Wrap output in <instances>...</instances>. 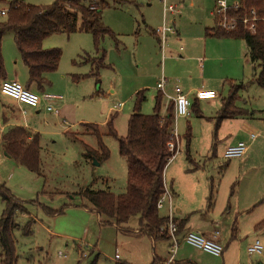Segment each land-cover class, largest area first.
I'll return each mask as SVG.
<instances>
[{
    "label": "rangeland",
    "instance_id": "374dc122",
    "mask_svg": "<svg viewBox=\"0 0 264 264\" xmlns=\"http://www.w3.org/2000/svg\"><path fill=\"white\" fill-rule=\"evenodd\" d=\"M23 1L41 6L53 2ZM120 1L107 0L109 7L102 12V23L113 33V37L105 36L100 42L102 52H96L92 35L81 31L71 34L57 33L43 41V46L57 47L62 55L57 70L46 75L52 88L49 87L51 85L44 87L45 93L61 96V99L51 101V105L59 109V114L42 112L39 115L40 121L37 122L38 131L42 132L39 135L41 175L30 172L5 155L0 139V184H4L22 201L36 200L35 203L26 205L27 212L18 214L15 218L18 227L14 230V236L17 241V253L20 255L17 264H26V260L32 264H115L124 261L130 264H151L154 253L164 255L166 251L164 241L153 244L147 236L132 233V230L138 229V216L130 217L124 226V232H121L113 225H101L99 217L90 210V206L86 211L83 205L85 202L81 201L78 193L85 188L107 189L114 194L123 193L126 188V162L119 155L117 139L108 135L102 137L103 144L109 150L107 160L99 162L85 157V149L79 141L94 149H97V141L88 134L91 129L80 123L97 124L104 132V125L113 114V125L118 136H125L128 116L133 111L137 91L143 90L145 96V100L140 104V112H153L156 95L154 89L162 67H165L164 76L172 80V86L176 81L181 89L203 84L201 76L203 72L207 74L208 66L205 65L200 70L196 64L182 66L174 62V59L185 56V36H198L206 27H213L214 6L211 7L209 0L204 3L201 0H187L186 9L182 10L183 6L175 2L176 9L179 10L175 16L167 10L162 12L160 6L153 4L149 13L152 15V24L159 25L164 16L167 24L172 25L174 18V30L179 32L178 37L167 38V48L160 51L157 38L145 31L144 13L140 6ZM235 1L228 0V4L232 5ZM169 5L167 3V6ZM6 7L7 3L0 0V11L7 9ZM4 18L5 15H0V22ZM171 39L175 41L171 42ZM192 39L196 41V38H187L189 41ZM101 54L104 55L106 67L100 68L95 74V66L85 62L84 57L89 55L94 58ZM2 55L4 64L7 59L9 63L18 61L23 67L25 73L19 76V82L26 85L27 71L20 61L11 33L3 36ZM241 66L237 80H250L253 69L249 61ZM212 83L215 88L212 90L218 96L203 100L200 108L206 115L216 114V117L209 123L198 118L194 111L190 110L187 120L192 135L191 159L187 158L185 153V119L176 121L180 151L167 163L164 182L171 195L174 210L179 209L183 214H189L194 208L197 210V217L205 218L214 213L217 219L228 222L226 219L230 216L235 221L234 212L237 207L241 212L247 201L259 192V200L264 198V125L263 122L255 120L251 124L253 129L246 132L238 130L237 120H229L224 122L220 129L217 127L216 140L215 126L221 113L217 112L221 102L219 97L227 94L228 86L224 85L222 80L218 83L213 79ZM30 90L38 94L44 93L33 88ZM237 100L238 106L254 109L256 113L264 111V90L255 83L249 85L246 90H239ZM23 108L27 110L26 113L28 110L33 111L26 104ZM65 129L70 131L66 133L67 136L63 133ZM27 130L31 132L32 129ZM250 132H260V136L257 142L251 144L248 155L225 159L224 146L230 140H241L248 145L247 136ZM213 143L214 150L211 148ZM210 193L212 201L208 203ZM225 203L230 205L223 209ZM63 204L71 205H68L63 213L55 215L46 214L41 207L46 205L60 209ZM2 210L3 203L0 200V215ZM260 211L264 212V204L250 214L239 216L235 222L236 231L239 229L241 237L246 236L239 252L242 264H246L248 259L252 264H264V229L254 230L256 221L252 218ZM160 213L166 215V209H161ZM29 220L35 221L31 227L32 232L24 236L20 229ZM255 240H259L263 245L262 254L249 255L247 246ZM186 247L187 251L197 250L191 246ZM231 247L222 252L227 258ZM176 252L174 261H178ZM204 260L206 264H222L221 256L211 255ZM160 261L161 264L164 263Z\"/></svg>",
    "mask_w": 264,
    "mask_h": 264
},
{
    "label": "trees",
    "instance_id": "16d2710c",
    "mask_svg": "<svg viewBox=\"0 0 264 264\" xmlns=\"http://www.w3.org/2000/svg\"><path fill=\"white\" fill-rule=\"evenodd\" d=\"M239 1L240 7L231 10L230 15L239 20L243 16L250 18L255 16L254 31L245 29L239 21L237 28L233 31L225 32L213 27L206 30V35L244 40L255 72L252 79L247 82L230 84L229 93L221 107L218 120L246 112L234 105L239 90L246 89L251 83H255L264 90V0ZM7 7L5 18L0 22V79H6L2 39L6 33H11L20 59L27 69L28 80L24 85L26 89L35 85L38 91H43L45 86L51 84L45 75L56 71L59 66L61 50L57 47L43 48L42 42L48 36L57 33L71 34L77 31L90 33L97 53L102 52L100 42L103 38L113 37L112 31L102 23L101 19L102 12L109 7L107 0H53L51 4L44 6L11 0L7 3ZM252 10L254 15L250 13ZM149 33L156 35L152 29ZM84 60L95 66V74L100 68L106 67L103 54L94 58L87 55ZM144 100V91H137L133 111L127 120L125 136H118L113 125V114L105 123L104 132L97 124L83 123L91 129L88 134L97 141V149L79 141L85 149L84 156L90 160L100 162L109 158V150L102 142L104 135L117 139L119 155L126 162V188L121 194H114L107 189L85 188L78 193V197L85 202L84 208L88 209L90 206V210L97 214L101 225H113L121 231L124 230L130 217L138 216V230L151 237L153 242H170L166 215L160 213L156 204L165 192L164 169L173 155L167 146L174 126L173 103L172 101L163 102V94L158 91L154 96L153 112L143 114L140 112V104ZM194 113L199 115L198 111ZM29 133L31 132L23 126H12L2 133L0 139L8 157L30 172L41 175L39 134H34L30 138ZM185 137L186 155L191 159L188 151L191 137L189 126ZM207 199L208 203H211L212 193ZM0 200L3 203L0 215V264H17L20 255L17 253V241L14 236V230L18 227L15 218L18 214L27 212L26 205L30 202L35 203L36 200L22 201L15 197L4 184H0ZM68 205L71 204H63L60 209H53L46 205L41 207L46 214L55 215L63 213ZM34 222L29 220L20 229L24 236L31 234ZM184 224L185 220L177 223V236ZM256 228H264V218L256 224ZM26 264L32 263L26 260ZM115 264L126 263L116 262ZM151 264H161L157 255L154 254Z\"/></svg>",
    "mask_w": 264,
    "mask_h": 264
},
{
    "label": "crops",
    "instance_id": "0c3cea01",
    "mask_svg": "<svg viewBox=\"0 0 264 264\" xmlns=\"http://www.w3.org/2000/svg\"><path fill=\"white\" fill-rule=\"evenodd\" d=\"M4 1L6 3L10 2L6 1V0H1ZM21 1L23 3L26 4H30V2H24L23 0H18ZM28 1V0H27ZM122 3H129L131 2L134 5H137L138 7L140 6V9L143 10V24L145 26V31L146 33H149V30L152 29L155 31L154 35L157 38V42L159 45V49L160 51H163L165 49V47L167 48L168 43H167V38H169L170 36H174V37H178L179 32L178 30H174L175 26V20L174 18L172 19V25L171 24H167L166 19L164 20V16H163V21L161 23V20L159 22V25H153L152 24V15L149 14L150 13V9L153 7V4L160 6L162 12H164V10H167V3L170 4L169 6H174L175 7V16L176 14L179 12L177 8V5H175L174 3L177 2L179 4V6H183L182 10L186 9V5H185V1L187 0H122ZM205 2H208L207 0H201ZM211 1V7L214 6L215 4V0H209V2ZM118 2H121L120 0H118ZM34 5V4H32ZM145 7V8H143ZM8 8V7H6ZM168 11V10H167ZM212 14V13H211ZM213 15V14H212ZM161 23V24H160ZM157 26V28L159 29V27H164L165 32H164V42L161 44V36L160 33L158 32V30H156L157 28L154 27ZM213 27H215V18L213 19ZM211 27V28H213ZM210 29V27H206L201 35L198 36H185L184 40H185V44H186V48H185V52L184 55L185 56H180L178 59H174V62L176 63H180L182 64V66H188L187 64H196L198 69L202 70L205 65L209 67V70L207 71V74L205 75L203 72V76H201V80L203 82V84H200V86L198 87H191L188 86V88L183 87L182 90L183 92L189 96H191V106L192 103L193 107L191 108V111H198L199 115L198 118H201L207 122L210 123V121L216 117L215 115H206L205 113L201 112V103L203 102V100H198L195 98V92L200 90V89H206V90H212L215 89L212 86V82L213 79H215L218 83H220V81L222 80V83L228 86L227 89V94L225 96H221L219 98L220 99V109L217 112H220L221 107L223 106L225 100L227 99L228 93H229V89H230V84H238L240 82H246V80H240L238 81V71L240 68H242V64L246 63L247 61H249V64L251 65V68L253 69V74H254V64L251 62L250 58H249V54H248V48L246 46V43L244 42V40L242 39H234V38H229V37H214L212 35H206V30ZM54 35V34H52ZM50 35V36H52ZM151 35V34H150ZM48 36V37H50ZM153 36V35H152ZM47 37V38H48ZM45 38V39H47ZM187 38H196L192 39L191 41L187 40ZM45 39L43 41H45ZM171 42H174L175 39H171ZM44 44V42H42V45ZM162 46V47H161ZM48 46H43V48L47 49ZM163 48V49H162ZM184 50V49H183ZM21 61V60H20ZM205 62V64H204ZM22 63V61H21ZM23 64V63H22ZM24 66V65H23ZM5 76L6 79H10V80H18L19 76L22 73H25V71H23V67L19 64L18 61H15L14 63H9L7 61V59H5ZM24 68H26L24 66ZM27 71V69H26ZM253 74L250 78V80L253 77ZM47 75V74H46ZM45 75V78H46ZM161 75H165V67L161 68ZM168 75V74H167ZM190 77V76H187ZM47 79V78H46ZM28 80V77H27ZM27 80L25 81V83H27ZM48 80V79H47ZM159 79L156 80V83L158 82ZM167 84L164 88L165 94H163L161 91V93L163 94V100H165L164 102L167 103L169 102L168 100V95L170 97H172L174 95V89H175V85H177V81L176 84H174V86H172V80L167 79ZM183 81V80H182ZM249 81V80H248ZM21 82V81H20ZM254 83H251L250 85H252ZM51 86H49L50 88H52V84H50ZM209 85V86H208ZM139 87H145V86H139ZM204 87H208V88H204ZM248 87V86H247ZM29 88H33V90H36L35 85H31ZM47 88V87H46ZM45 88V89H46ZM153 88V87H152ZM154 89V88H153ZM247 89V88H246ZM244 89V90H246ZM30 90V89H29ZM155 92L157 93L158 90L156 89V84H155ZM31 91V90H30ZM41 92V91H40ZM44 92V90L42 91ZM41 92V93H42ZM37 93V92H35ZM45 93V92H44ZM38 94V93H37ZM40 96L42 94H39ZM61 99V98H59ZM58 100V99H57ZM238 100H235V107H238L240 109H243L244 112L241 115H234V116H230V117H226V118H222L220 120H218V124L215 126V139L217 140V133L216 130L218 131L217 127H219V129L221 128V125L229 120H237V122H239L238 124V130L242 129L243 131H251L252 128V123L253 121L257 120V121H261L263 122L264 125V111L261 110V113H256L254 109H246L243 108L241 106L237 105ZM49 101L44 99L43 97H41L39 106L37 108H33L28 106L29 108H32L33 111H29L26 113L27 110H25L23 108V106H25L24 103H20L18 101H16L15 99L8 97L4 94H2L0 92V137L2 135V133L9 127L12 126H23L26 129H32L31 133L34 134H41L42 132L38 131V127H37V122L40 121V117L39 115L42 112H49L46 110V106L48 105ZM27 106V105H26ZM119 110V109H117ZM22 111H25V114H22ZM59 114V113H58ZM130 116V114H129ZM128 116V118H129ZM178 119H185V131L183 134V138L185 139V147H186V137L185 134L187 132V127H190V123L188 117H178L176 118V120L174 121V126H176V121ZM27 123V124H26ZM49 123H47L48 125ZM81 125L83 123H80ZM33 128H31V126ZM70 132L68 129H65L63 131V133L67 136L66 133ZM254 133V132H250ZM258 134V136H260V132H256ZM190 134H191V127H190ZM250 134L247 136L249 137V141H248V149L246 151V153L244 154V157H246L248 155L249 152V148L251 146V144L257 142L258 136L255 139H252L250 137ZM33 135H30L29 137L31 138ZM179 135V134H178ZM192 136V135H191ZM191 138H189V146H188V151L190 154V142H191ZM241 140H230L228 142V144L226 146H224V149L232 144H235L236 142H239ZM2 144V143H1ZM178 145H179V141H178ZM212 150L215 149V145L214 143L211 146ZM223 149V151H224ZM2 151H4L3 146H2ZM180 151V150H179ZM185 153H186V149H185ZM165 183V182H164ZM165 185V184H164ZM171 185V189L172 190V183H170ZM165 189L166 185H165ZM255 191V190H254ZM261 195V192H259L257 194V196H254L250 201H247V204H245L243 210L240 212L239 208L237 207L235 212H234V220H232L231 216L226 219L228 222H224L222 221L221 218H218L215 216L214 213H211L210 215L206 216L205 218H202L201 216L197 217L198 215L196 214L197 210H193L187 214V213H182L181 210L176 209L175 211V218L177 223H179L182 220H185V224L183 225V228L181 229V232L178 235V238L180 239L179 242V248L176 252V256L178 257V261H174L171 264H206L204 258L211 256L210 254L197 249L195 250V252L193 251H187L186 250V246H189L188 244H186L185 242H183L181 240V237L188 231H197L200 232L203 237H205L206 239H210L213 238V236H215V238L218 240L219 244H221L223 246V252H225L226 249H230V255L227 258L226 256H224V253H222L221 257H222V264H242L241 262V256L239 254L241 246H242V242L243 239H245V235L243 237H241L240 235V231L239 229L236 231V227H234L235 222L237 221L239 216L245 215V214H250L254 211L255 208H257L258 206H261L262 204H264V198H262L261 200H259V197ZM173 205V203H172ZM230 203H225L223 206V209H226L227 207H229ZM86 211H88L89 209L85 208ZM264 212L260 211V213L258 215H254V221H256V223L253 226L254 230H263L264 228L261 229H257L256 228V224L258 222H260L263 218H264ZM256 219V220H255ZM259 219V220H258ZM100 220V219H98ZM253 221V220H252ZM116 228V227H115ZM117 231H120V229L116 228ZM134 234L136 235H144L147 236L151 242L152 239L151 237H149L147 234H145L143 231L138 230V229H134L132 230ZM121 232H124V230H121ZM163 242V241H162ZM166 243L165 247H166V251L164 253V255H157V257L162 260L165 261L168 259L169 257V247H170V242L164 241ZM153 244H156V242H153ZM248 247V246H247ZM192 248V246H191ZM194 248V247H193ZM155 254V253H154ZM153 254V256H154ZM156 255V254H155ZM120 263V262H119ZM124 263H126L124 261ZM126 264H130V263H126ZM246 264H252L251 260L248 259ZM261 264V263H260Z\"/></svg>",
    "mask_w": 264,
    "mask_h": 264
},
{
    "label": "built area",
    "instance_id": "2783aa9c",
    "mask_svg": "<svg viewBox=\"0 0 264 264\" xmlns=\"http://www.w3.org/2000/svg\"><path fill=\"white\" fill-rule=\"evenodd\" d=\"M162 1H164L165 3V0ZM239 7H240L239 0L233 2L232 5L228 4V0H215L214 9H213V15L215 18V27L219 30L229 32L236 29L239 21H241L245 29L249 31H254L255 24L253 22L256 19L255 16L251 18L249 16H243V18H240L239 20L238 18L230 15L231 10H236ZM167 10L174 13L175 7L168 6ZM6 12L7 9L1 10L0 15H5ZM250 13L254 15L253 10ZM157 30L160 33L161 44H162L165 38L164 36L165 29L164 27H161ZM167 82H168L167 78L161 75L158 82L156 83V89L158 91H161L163 94H165L164 88ZM0 92L8 97L15 99L20 103H24L33 108H37L39 106L41 97H43L44 99L49 101L48 105L46 106V110L49 112H53L55 115L59 113V109L54 108L51 105V101L59 99L61 98V96L50 93H43L40 96L39 94L32 92L29 89H26L24 85H22L18 80L0 79ZM217 96H218L217 93L213 90L200 89L195 92V98L198 100L214 99ZM168 100L172 101L173 103L174 121L178 117H189L191 110L190 108L191 100L189 99L188 95H186L178 85H175L174 95L172 97L168 95ZM119 106H121V104ZM22 114H25V111H22ZM257 136H258L257 133L250 134V137L252 139H255ZM178 137L179 136L176 134V127L173 126L171 131V139L167 143L169 150L173 152V155L171 156L169 161L172 160L175 157V155L179 152ZM247 149H248V145L242 141H239L236 142L235 144L227 146L223 151V157L227 160L241 158L242 156H244ZM156 206L159 210L163 208L166 209L167 229L170 236L169 252L171 253V255H169L168 259L165 260L163 264H171L173 262V256L177 250L180 239L176 235L177 221L175 218V211L172 205V198L167 189H165V192L157 201ZM181 240L186 244L194 248L200 249L212 256H221L223 252V246L219 244L215 236H213V238L206 239L205 237H203V235L200 232L188 231L181 237ZM262 251H263V245L259 240H255L252 244H250L247 247V253L249 255H253V254L260 255L262 254Z\"/></svg>",
    "mask_w": 264,
    "mask_h": 264
},
{
    "label": "water",
    "instance_id": "95a60500",
    "mask_svg": "<svg viewBox=\"0 0 264 264\" xmlns=\"http://www.w3.org/2000/svg\"><path fill=\"white\" fill-rule=\"evenodd\" d=\"M5 153V152H4ZM5 155H7L6 153H5Z\"/></svg>",
    "mask_w": 264,
    "mask_h": 264
}]
</instances>
